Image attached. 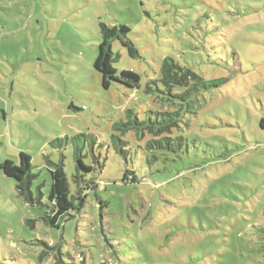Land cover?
<instances>
[{"label": "rangeland", "instance_id": "obj_1", "mask_svg": "<svg viewBox=\"0 0 264 264\" xmlns=\"http://www.w3.org/2000/svg\"><path fill=\"white\" fill-rule=\"evenodd\" d=\"M101 23L130 28L140 57L117 41L115 67L140 75V88L104 89ZM167 57L227 83L183 126L184 152L149 167L144 140L122 137L126 160L111 136L128 110L156 117L146 87L162 88ZM76 145L101 171L77 166ZM22 152L43 205L0 170V264H53L50 247L64 264H264V0H0V164ZM49 163L64 164L71 199L78 170L105 184L59 228L45 221ZM127 170L139 183L123 182Z\"/></svg>", "mask_w": 264, "mask_h": 264}, {"label": "trees", "instance_id": "obj_2", "mask_svg": "<svg viewBox=\"0 0 264 264\" xmlns=\"http://www.w3.org/2000/svg\"><path fill=\"white\" fill-rule=\"evenodd\" d=\"M100 29L102 42L99 46V53L94 67L102 75L104 89H110L113 83L130 89L140 88V75L126 70L119 73L115 67L120 60V55L113 50V45L117 41L127 49L131 58L140 57L138 49L129 38L130 28L123 24L108 26L105 23H101ZM159 81L162 84V88L159 87L158 81H154L146 87V93L155 96L157 102L161 105L156 117H148L142 120L133 110H128L124 120L114 123V134L111 136L113 147L121 152L126 160L129 150H126L128 142L123 140L122 137L133 133L137 140H144V144L140 148L142 149V156L149 167L158 162L159 154L168 158L171 155L178 156L184 152V139L179 134L183 131V126L189 127L192 117L197 116L200 109L203 108L206 93L218 89L227 83L226 78L207 79L202 74H198L188 67L181 66L171 57L163 60ZM76 139L73 138V142ZM88 139H91V137H88ZM57 143V140L52 142L54 146ZM74 148L75 160L81 170H85L88 173L97 170L101 171L102 166L100 163L98 167L87 166L83 160L82 149L77 145ZM31 161V156L22 152L18 163L8 160L0 164V170L7 177L16 181V190L21 199L30 205L41 206L43 205V195L40 192L39 196H35L33 192L36 175L32 172ZM95 162L98 163V159ZM48 166L52 179L48 196L52 215L47 216L45 221L52 227L59 228L61 219H64L71 211L80 212L84 208L90 190L105 184L103 181L97 182L95 179L87 180L85 175L78 170L77 175L74 177V182L79 189L76 196L71 199L64 164L54 165L49 163ZM139 181L135 171L127 170L124 173V183L137 184ZM50 248L49 250L54 253L53 264H64L62 255L55 253L56 247ZM79 261L85 262L82 257H79Z\"/></svg>", "mask_w": 264, "mask_h": 264}]
</instances>
